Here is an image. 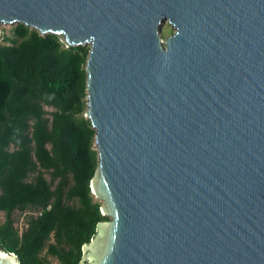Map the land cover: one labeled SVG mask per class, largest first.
Returning a JSON list of instances; mask_svg holds the SVG:
<instances>
[{"label": "water", "instance_id": "95a60500", "mask_svg": "<svg viewBox=\"0 0 264 264\" xmlns=\"http://www.w3.org/2000/svg\"><path fill=\"white\" fill-rule=\"evenodd\" d=\"M1 23L89 44L109 219L81 264H264V0H0Z\"/></svg>", "mask_w": 264, "mask_h": 264}, {"label": "trees", "instance_id": "16d2710c", "mask_svg": "<svg viewBox=\"0 0 264 264\" xmlns=\"http://www.w3.org/2000/svg\"><path fill=\"white\" fill-rule=\"evenodd\" d=\"M88 50L23 23L2 34L0 248L19 264H50L44 250L59 264H81L84 244L109 219L90 189L97 152L84 116ZM24 209L37 213L18 232L13 211Z\"/></svg>", "mask_w": 264, "mask_h": 264}, {"label": "rangeland", "instance_id": "374dc122", "mask_svg": "<svg viewBox=\"0 0 264 264\" xmlns=\"http://www.w3.org/2000/svg\"><path fill=\"white\" fill-rule=\"evenodd\" d=\"M14 25H15V23H5V24L1 23L0 28H1L2 34L9 35L10 29ZM173 32H174V27L168 20H164L163 22L160 23L159 34L161 35V37L163 39L166 38L168 35L172 34ZM1 41H2V36H1L0 42ZM85 46L89 47V44H86ZM46 109L53 110L54 108L46 106ZM31 175H33V174H29L27 179H30ZM44 175L47 179H49V174L47 172H45ZM94 199L98 200L95 197H94ZM99 202H101V201H99ZM36 213H37L36 211L31 210V209H24L22 211H18V210L13 211L14 227L17 228L18 232H20L24 228L26 217L29 216L30 214H36ZM3 220H4V212L1 211L0 212V224L3 222ZM41 256L43 258H45L47 260V262H49L50 264H59L58 261L55 258L48 255L45 252V250H44V252H42Z\"/></svg>", "mask_w": 264, "mask_h": 264}]
</instances>
